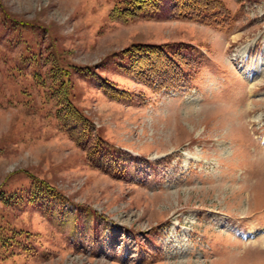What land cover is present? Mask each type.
<instances>
[{
	"label": "rangeland",
	"instance_id": "374dc122",
	"mask_svg": "<svg viewBox=\"0 0 264 264\" xmlns=\"http://www.w3.org/2000/svg\"><path fill=\"white\" fill-rule=\"evenodd\" d=\"M122 1L0 0V264H264V0L223 29ZM137 44L194 57L190 86L130 74ZM54 67L114 169L61 128Z\"/></svg>",
	"mask_w": 264,
	"mask_h": 264
},
{
	"label": "trees",
	"instance_id": "16d2710c",
	"mask_svg": "<svg viewBox=\"0 0 264 264\" xmlns=\"http://www.w3.org/2000/svg\"><path fill=\"white\" fill-rule=\"evenodd\" d=\"M171 3L170 14L175 18L192 20L200 23L212 24L217 28L223 29L230 26L233 22L230 9L221 0H169ZM164 0H124L120 6L114 8L111 13V19L114 21H127L130 19L147 16L155 12ZM224 25L223 27H221ZM187 45L185 50H189ZM190 51V50H189ZM130 53L132 56V67L129 73L143 78L145 80H154V84H158L159 88L167 90H178L183 87H189L194 78L195 63L194 57H185L181 54L173 52L165 45L157 44H137L128 49L125 54ZM127 67V66H126ZM90 71L89 68L82 70ZM68 72L54 68L43 77L41 73L36 75V81L42 87H47L49 90L50 99L57 102L58 109L56 110V118L59 120L61 128L72 137L79 146H89L88 159L94 167L107 170L108 158L101 153L102 145L93 137L89 120L79 111L68 97L65 81L61 80V75H68ZM48 80L52 85L53 82H58V85L53 89L49 87ZM111 89L110 95L115 99L117 88L114 85H107ZM114 90V92H113ZM109 91V92H110ZM106 90V93H108ZM100 154V155H99ZM99 155V156H98ZM106 159V160H105ZM114 162L115 158L109 157V161ZM112 168V167H111ZM114 169V168H112ZM31 191L34 199L38 203H45L49 200L48 196H53L50 193H40L44 182L36 183ZM42 188H40L41 186ZM50 189L49 187H46ZM52 193V192H51ZM6 197L5 193H0V197ZM13 197L5 198L7 203L15 201ZM14 234L11 237H1L0 243L3 246L9 242V239H14Z\"/></svg>",
	"mask_w": 264,
	"mask_h": 264
}]
</instances>
